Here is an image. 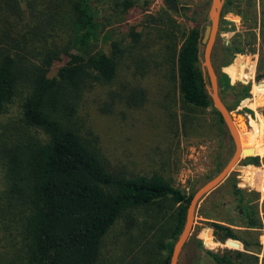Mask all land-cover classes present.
Returning <instances> with one entry per match:
<instances>
[{
  "label": "trees",
  "instance_id": "obj_1",
  "mask_svg": "<svg viewBox=\"0 0 264 264\" xmlns=\"http://www.w3.org/2000/svg\"><path fill=\"white\" fill-rule=\"evenodd\" d=\"M115 4L123 13L134 5L144 12L148 0ZM181 9L197 12L193 6ZM22 15L19 0H0V22L7 24L0 27V113L13 99L19 100L17 125L0 133V264H96L103 236L123 215L130 217L126 237L131 258L140 260L135 264H168L193 191L186 194L158 174L126 175L112 167L78 107L85 89L111 85L121 67L139 76L154 68L171 82L169 88H176L179 113L174 127L184 135L203 129L196 110L211 106L208 81L200 69L204 25L185 32L165 10L144 12L141 28L126 32L129 40L122 43L109 34L104 51L97 45L99 29L88 0H47L37 4L33 15L30 9L29 19L36 20H23ZM248 42L234 36L227 43H213L210 59L218 86L224 76L219 67L246 51ZM263 66L258 59L256 81L264 77ZM256 86L264 88V81ZM249 87L240 84L228 110L248 96ZM136 93L143 98L141 90ZM108 94L111 98L113 92ZM256 100L264 105V92ZM243 161L258 165L257 155ZM230 184L234 206L243 211V225L217 218L208 200L200 203L198 212L215 241L236 240L241 249L217 252L192 236L185 244L201 250L212 264H257L258 254L264 264V243L251 235L261 227V218L247 206L246 192L234 179ZM164 201L177 205L172 220L164 228L156 220L140 232L130 212ZM187 264L200 263L193 259Z\"/></svg>",
  "mask_w": 264,
  "mask_h": 264
},
{
  "label": "rangeland",
  "instance_id": "obj_2",
  "mask_svg": "<svg viewBox=\"0 0 264 264\" xmlns=\"http://www.w3.org/2000/svg\"><path fill=\"white\" fill-rule=\"evenodd\" d=\"M43 1L47 0H19L23 20H36L34 16L29 19L30 9L33 15L34 8ZM88 1L99 29L97 45L104 51L108 48L110 38L122 43L129 40L125 37L126 32L131 27L136 30L141 28L144 12L165 10L185 32L198 24L204 25L208 22L206 9L191 13L190 9H174L163 0H148L144 12L134 5L124 13L120 11L121 6L118 4L121 0ZM177 2L190 8L191 5L209 4L210 0ZM221 11L215 45L220 42L227 43L234 36L243 43L249 42L244 44L246 51L235 53L226 65L219 67L224 76L221 78V84H217L218 94L222 102L229 107L236 98L240 84H250L248 96L238 100L229 111L233 114V120L241 116L245 121L244 126L247 129L240 132L242 148H248V152L259 158L264 155V105L258 106L256 98L258 93L264 92V88H258L256 85L264 81V77L256 81L254 75L258 59L261 66L264 65V0H229L227 4L223 0ZM4 23L0 22V27L7 26ZM16 25L20 27V23ZM109 34L111 37L105 39ZM227 66L232 77L226 69ZM170 86L171 82H167L154 68L139 76L133 75L130 68L121 67L111 85H94L83 91L78 112L84 124L96 136L97 145L112 167L126 175H161L171 186L188 194L219 171L231 156L233 145L229 136L223 132L222 122L211 106L196 110V121L203 125V129H191L184 135L180 129L174 127V116L179 113V102L175 86L169 88ZM139 90L143 92V98L136 93ZM109 91L113 92L111 98ZM18 110L19 100L16 97L4 112L0 113V133L17 125ZM245 157H240L237 163L239 168L233 169L208 192L194 211L192 234L189 236L200 239L203 247L217 252L228 248L241 249L240 244L235 248L225 242L215 241L210 235L211 227L198 212L200 203L208 200V207H211L210 210L217 218L243 225V211L239 206H234L231 195V179L246 192L249 209H255L261 218V227L252 231L251 235L261 244L264 243V197L256 190L257 185L247 189L241 186L244 177L249 183L255 175L258 180L261 178L264 162L258 161V165L244 164ZM211 202H214L213 207ZM176 206L164 201L160 206L135 209L130 213L135 222H138L141 232L156 220L157 226L164 224V228L172 220ZM129 219L130 217L123 215L108 229L103 236L96 264H135L140 261L137 257L131 258L133 250L129 251L128 248L131 245L126 237ZM150 234L151 230L147 231L139 245H142ZM203 241L212 246L205 245ZM192 244L190 243V246ZM183 246L177 264H187L193 259L200 264H212L201 250L189 248V243ZM145 257L150 259L147 253ZM261 257L262 254H258L257 264L261 263Z\"/></svg>",
  "mask_w": 264,
  "mask_h": 264
},
{
  "label": "water",
  "instance_id": "obj_3",
  "mask_svg": "<svg viewBox=\"0 0 264 264\" xmlns=\"http://www.w3.org/2000/svg\"><path fill=\"white\" fill-rule=\"evenodd\" d=\"M165 4H170L176 8L177 4L174 0H163ZM223 0H210L209 4H202L194 6L197 11L206 9V16L208 22L204 24L200 42L202 44V60L200 62V69L202 76L207 79L206 91L211 99V107L218 113L222 120L223 132L229 136L230 141L233 143V152L225 164L219 169L217 173L212 175L209 179L205 180L199 187H197L190 195L188 200L184 222L180 234L175 240L170 251L168 264H177L181 249L185 244L188 236L192 234L191 225L193 222L194 211L202 198L214 189L233 169L239 168L237 165L241 156H252L248 154V148H240L238 135L233 124V114L227 109L226 105L222 102L218 94L217 76L211 63L210 53L218 27V20L220 16L221 6ZM260 163L264 162V155L258 158ZM229 246L239 247V242L229 239L226 241Z\"/></svg>",
  "mask_w": 264,
  "mask_h": 264
},
{
  "label": "built area",
  "instance_id": "obj_4",
  "mask_svg": "<svg viewBox=\"0 0 264 264\" xmlns=\"http://www.w3.org/2000/svg\"><path fill=\"white\" fill-rule=\"evenodd\" d=\"M251 183L248 182V179L246 177L243 178L241 186H243L244 188H253L255 185L256 190L258 191L259 195L261 197H264V170L263 173L261 175V178L258 180V178H256V175L254 176L253 179H251ZM226 243V241H225Z\"/></svg>",
  "mask_w": 264,
  "mask_h": 264
},
{
  "label": "bare ground",
  "instance_id": "obj_5",
  "mask_svg": "<svg viewBox=\"0 0 264 264\" xmlns=\"http://www.w3.org/2000/svg\"><path fill=\"white\" fill-rule=\"evenodd\" d=\"M244 123H245V121H244V119L241 116H238V121L237 122L235 121V119L233 120V124L235 126L236 133L238 135L240 148H242V135L240 134V132L247 129L244 126Z\"/></svg>",
  "mask_w": 264,
  "mask_h": 264
},
{
  "label": "flooded vegetation",
  "instance_id": "obj_6",
  "mask_svg": "<svg viewBox=\"0 0 264 264\" xmlns=\"http://www.w3.org/2000/svg\"><path fill=\"white\" fill-rule=\"evenodd\" d=\"M168 2L170 1V0H167ZM175 1V3L177 4V6H176V8H178V7H182V6H186L185 4H183V3H178L177 2V0H174ZM193 1H195V0H193ZM164 2V1H163ZM167 5H169L170 7H172L169 3L167 4ZM191 6H195V5H191ZM173 8V7H172ZM175 9V8H174ZM235 121L237 122L238 121V116L235 118ZM225 135H226V133H225ZM228 140V139H227ZM231 142V141H230ZM232 143V142H231ZM232 145H233V143H232ZM251 165H253V164H251Z\"/></svg>",
  "mask_w": 264,
  "mask_h": 264
},
{
  "label": "crops",
  "instance_id": "obj_7",
  "mask_svg": "<svg viewBox=\"0 0 264 264\" xmlns=\"http://www.w3.org/2000/svg\"><path fill=\"white\" fill-rule=\"evenodd\" d=\"M211 231V230H210ZM210 235H211V237H212V232H210Z\"/></svg>",
  "mask_w": 264,
  "mask_h": 264
}]
</instances>
